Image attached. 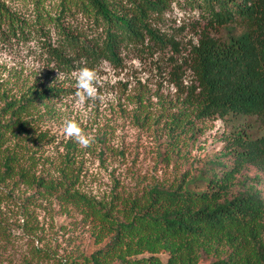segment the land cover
I'll list each match as a JSON object with an SVG mask.
<instances>
[{"label":"trees","instance_id":"trees-1","mask_svg":"<svg viewBox=\"0 0 264 264\" xmlns=\"http://www.w3.org/2000/svg\"><path fill=\"white\" fill-rule=\"evenodd\" d=\"M185 1L203 25L190 49L193 82L186 88L180 114L253 118L237 124L220 155L193 174L187 171L170 182L150 185L140 195L109 200L75 187L76 176L67 162L57 166L58 176L36 174L31 170L37 160L34 151L26 165L16 146L18 140H25L20 146H26L41 137L32 134V112L63 87L32 84L20 96L0 89V113L6 114L0 121V178L16 177L71 202L91 224L94 247L70 253L65 264H264V193L245 179L241 188L233 189L240 181L237 173L246 166L264 173V0ZM163 5L164 0H59L58 12L48 15L59 36L57 44L48 43V50L57 67L70 69L81 59L85 64L101 58L119 62L122 44H139L146 36L163 48L172 42L150 22ZM76 11L90 19L98 33H82L65 23ZM1 13L21 22L0 2ZM254 126L260 133L250 132ZM5 131L18 138L15 147H1L8 140Z\"/></svg>","mask_w":264,"mask_h":264},{"label":"rangeland","instance_id":"rangeland-1","mask_svg":"<svg viewBox=\"0 0 264 264\" xmlns=\"http://www.w3.org/2000/svg\"><path fill=\"white\" fill-rule=\"evenodd\" d=\"M0 2L21 19L14 22L0 14V89L20 96L32 84L63 87L47 99L46 106L31 111L36 118L30 121L32 134L41 133V137L26 146H20L25 140H18L16 146L21 149L20 162L26 165L34 151L37 160L31 170L36 174L58 176L57 166L67 162L76 176L75 187L88 195L103 200L114 195H140L154 183L197 172L220 155L237 124L253 121L200 119L188 111V116L180 114L186 88L193 82L190 49L203 25L185 0H164L162 10L150 18L172 43L159 48L146 36L142 43L122 44L119 62L101 58L85 64L81 59L70 69L57 67L48 50V43L57 44L59 36L48 16L58 12L59 0ZM64 21L89 35L99 30L79 11ZM84 66L99 71L103 85L99 91L109 98L106 102L75 103L74 73ZM175 115L180 118L173 120ZM5 117L0 113L1 122ZM67 120L80 122L85 132L95 137L90 148H81L66 137ZM254 127L250 132L260 133V128ZM4 136L8 140L1 147H15L18 138L9 131ZM237 177L240 181L233 185L234 190L241 188V179H245L264 193V173L253 165L243 168ZM90 225L71 202H61L16 177L0 178V264H65L70 253L94 247Z\"/></svg>","mask_w":264,"mask_h":264},{"label":"clouds","instance_id":"clouds-1","mask_svg":"<svg viewBox=\"0 0 264 264\" xmlns=\"http://www.w3.org/2000/svg\"><path fill=\"white\" fill-rule=\"evenodd\" d=\"M74 77V100L77 105H85L89 101L104 103L109 99L99 91L103 85L95 67H81L74 73ZM64 134L81 148H90L95 142V137L86 133L81 123L75 120L65 121Z\"/></svg>","mask_w":264,"mask_h":264}]
</instances>
